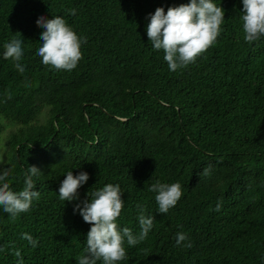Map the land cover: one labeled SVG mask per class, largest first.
<instances>
[{"label":"trees","instance_id":"1","mask_svg":"<svg viewBox=\"0 0 264 264\" xmlns=\"http://www.w3.org/2000/svg\"><path fill=\"white\" fill-rule=\"evenodd\" d=\"M188 2L0 0V117L20 125L0 173L18 192L29 167L42 172L27 213L0 207V264H78L91 225L73 209L108 183L123 192L120 228L140 233L137 205L155 217L146 239L125 242L119 264H264V38L245 41L241 0H215L225 11L216 41L171 72L147 37V17ZM41 15L62 16L85 38L74 70L36 54ZM14 36L24 40V73L3 57ZM68 171L90 175L79 201L59 198ZM157 181L182 185L167 214L149 191ZM178 232L188 236L180 246Z\"/></svg>","mask_w":264,"mask_h":264},{"label":"clouds","instance_id":"2","mask_svg":"<svg viewBox=\"0 0 264 264\" xmlns=\"http://www.w3.org/2000/svg\"><path fill=\"white\" fill-rule=\"evenodd\" d=\"M241 2L244 39L247 43H253L264 38V0ZM70 14L75 15V9L70 10ZM147 19L149 23L146 33L153 49L163 50L168 69L175 72L195 62L198 56L214 44L225 20V11L217 6L215 0H189L186 4L168 7L166 12L164 7H158ZM37 24L45 29L41 33L43 43L36 53L41 62L56 70H74L82 59L81 47L86 43L85 38L79 36L59 15L53 19L41 15ZM23 44L24 40L14 36L10 42L5 43L3 52L5 59L16 62L15 68L20 73L26 71V66L21 63ZM209 172L210 169L206 168L203 174L208 175ZM41 173L38 167H29L25 186L18 192L3 183L7 173H0V207L4 212L14 218L30 210L33 201L40 198V192L34 190L33 178ZM65 176L59 187L60 200L79 201L78 189L87 184L89 173L80 171L74 175L68 171ZM149 191L155 193L158 212L162 214H167L175 207L183 195L179 182L169 184L157 181ZM87 195L90 199L77 203L73 209L74 214H79L85 223L91 225L86 238V254L80 257L78 264H119L126 257L125 242L134 247L146 239L153 229L155 217L146 215V210L137 205L141 231L133 234L129 228H120L117 223L125 204L119 184L108 183ZM221 206L218 203L215 210L219 212ZM22 239L27 240L33 248L38 246L39 241L28 233H24ZM186 240L188 236L184 232L176 234L177 246ZM15 255L21 257L19 251Z\"/></svg>","mask_w":264,"mask_h":264},{"label":"rangeland","instance_id":"3","mask_svg":"<svg viewBox=\"0 0 264 264\" xmlns=\"http://www.w3.org/2000/svg\"><path fill=\"white\" fill-rule=\"evenodd\" d=\"M45 114L40 115V120L44 121ZM19 124L0 117V155L6 161L11 151L10 135L19 128Z\"/></svg>","mask_w":264,"mask_h":264}]
</instances>
